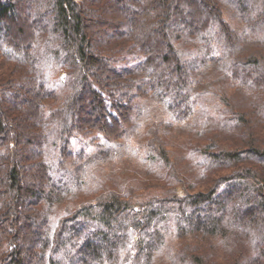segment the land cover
Returning <instances> with one entry per match:
<instances>
[{
    "label": "trees",
    "instance_id": "obj_1",
    "mask_svg": "<svg viewBox=\"0 0 264 264\" xmlns=\"http://www.w3.org/2000/svg\"><path fill=\"white\" fill-rule=\"evenodd\" d=\"M0 264H264V0H0Z\"/></svg>",
    "mask_w": 264,
    "mask_h": 264
},
{
    "label": "rangeland",
    "instance_id": "obj_2",
    "mask_svg": "<svg viewBox=\"0 0 264 264\" xmlns=\"http://www.w3.org/2000/svg\"><path fill=\"white\" fill-rule=\"evenodd\" d=\"M50 73H53V77L56 79L57 85H60V81L58 80L57 77H58V75L62 76L64 74V69L60 70V72L52 71ZM122 141L125 142V139H121V143H122ZM132 141H133V138H132ZM120 146H121V148L120 147L119 148L114 147L112 149L113 157H114V155H116V156L109 163H102L101 165H99L97 167L94 166L95 168H93L92 170L94 172L98 171L101 175H103V174L106 175L107 173L110 172V169L112 168V169H114V173L116 171L115 175L113 173V175L116 177V179H117V175L120 173H122V174L129 173L128 171L134 173L133 171L135 169L137 170L136 172L138 173L139 171L137 168H139L140 163L137 162V159L135 158L133 153L130 155L129 152L127 153L125 151L126 146H124V144L120 145ZM76 147H78V146L76 145ZM119 150H120V152H119ZM126 150H128V149H126ZM99 167H104L105 169H102V168L99 169ZM137 175H141V173H138ZM78 194L79 195L82 194V191L79 192Z\"/></svg>",
    "mask_w": 264,
    "mask_h": 264
}]
</instances>
